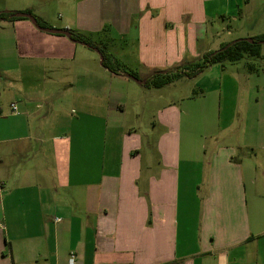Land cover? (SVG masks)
<instances>
[{"label": "crops", "instance_id": "crops-1", "mask_svg": "<svg viewBox=\"0 0 264 264\" xmlns=\"http://www.w3.org/2000/svg\"><path fill=\"white\" fill-rule=\"evenodd\" d=\"M246 2L73 0L58 18L34 13L104 45L116 74L93 48L12 22L20 66L0 68V264H264V86L256 127L244 118L238 141L226 131L236 112L190 134L191 105L156 108L152 97L153 122L167 130L145 150L132 119L145 111L142 88L156 87L127 76L145 80L229 43L214 45L213 21L239 17ZM118 38L130 52L114 48ZM209 88L211 108L200 105L214 115L223 87Z\"/></svg>", "mask_w": 264, "mask_h": 264}, {"label": "rangeland", "instance_id": "rangeland-1", "mask_svg": "<svg viewBox=\"0 0 264 264\" xmlns=\"http://www.w3.org/2000/svg\"><path fill=\"white\" fill-rule=\"evenodd\" d=\"M72 1L73 0H0V11L19 12L23 11V7L28 6L35 14L41 15L43 13L42 11L46 10L50 17L55 16L58 18L61 9H67L68 3ZM231 15L230 17H225V19L218 17L213 21L214 30L218 28L220 31V35L215 40L213 39L214 45L222 41L231 42L237 39L251 38L247 35L259 33L260 31L264 32V0H249V2H246L241 8L239 17H237V12ZM23 19L29 20L27 18L17 20ZM12 22L13 21L10 20L0 21V68L5 70H14L16 67L19 68L20 66L17 64L18 61L16 60L14 43L12 40L14 39L13 32L15 30ZM108 31L109 32H105L107 35H112V37L116 36L114 30L111 29ZM93 35L97 37L98 34ZM100 37H102V35ZM210 41L212 42V40ZM113 46L114 48L117 47L120 51L125 50L127 52H130L132 48V44L128 45V47L122 45L119 38L115 41ZM187 62L186 60L182 61L178 66H173L170 69L183 66ZM224 64L223 67L220 63H216L214 67H212L214 69L206 68L207 70H204L203 73L192 77H175L169 84L159 88H142L143 93L145 91L146 94L143 95L142 93L136 103V108L138 109L143 106L145 107V111H143L138 118L132 119V121L140 128V136L145 144V146L143 145V149H148V144L150 142L155 144L154 146L156 148L157 142L155 139L158 140L161 133L167 130V126L163 127L161 123L153 122L151 115V107L153 105H151L150 102V100H153L152 97H154L156 101V108L164 102L177 103L178 106L183 103L191 105V115L190 118L186 120L187 129L185 128L186 132L190 134L199 135L200 133H206L209 129L212 130V123H207L205 121L203 127L201 123L202 120L212 119L213 117L217 118V116H220L222 120L220 125H224V120L227 116H231L233 111L234 113L236 112V124L233 123L230 129L224 125L230 137L238 141L245 135L244 129L246 126L244 124L242 125L244 118L249 119V117H251L252 121L250 122L252 123L247 125L249 129H254L256 127V121H253L259 114L258 110L255 109L259 106L256 103V97L260 94L259 88H263L261 86H264L261 82L264 78V43L261 44L259 56L246 54L240 60L235 62L225 61ZM21 69H23V61ZM44 74L46 75L47 73ZM211 80L217 81L223 88H221L219 94H215V99L218 100L219 98H217V96L220 97L219 108L216 109L214 115L213 112L205 115L200 101L206 102L207 100L208 104L206 105L211 108V99L214 93L206 92L203 98L201 89L210 90L209 81ZM19 86L20 84L18 88ZM20 88H23V79ZM254 98L255 102H252ZM248 102L252 103L249 105V108L246 109V103L248 104ZM210 108H208V110ZM157 111L158 110H156V112Z\"/></svg>", "mask_w": 264, "mask_h": 264}, {"label": "trees", "instance_id": "trees-1", "mask_svg": "<svg viewBox=\"0 0 264 264\" xmlns=\"http://www.w3.org/2000/svg\"><path fill=\"white\" fill-rule=\"evenodd\" d=\"M17 11H0V21H14L24 17L15 16ZM25 12L33 13L32 10L27 9ZM36 16V15H35ZM38 22L42 26H47L46 22L42 21L36 16ZM71 31V39L83 43L89 47H96L103 56L102 64L107 67L112 73H118L120 63L114 60V56L107 51L104 45L91 40L89 37L73 29ZM252 42L244 39H237L235 41L223 44L219 49L212 50L204 53L200 58L195 61H189L185 65L167 70H153L152 73L143 80L146 87H162L169 84L175 77L179 76H195L202 73L206 68L213 64L220 63L224 67L225 61L235 62L242 59L246 54L252 56H259L261 44L264 43V33L257 34L251 37ZM126 71V70H124ZM127 72V71H126ZM128 77L140 78L139 74L134 70L127 72Z\"/></svg>", "mask_w": 264, "mask_h": 264}, {"label": "water", "instance_id": "water-1", "mask_svg": "<svg viewBox=\"0 0 264 264\" xmlns=\"http://www.w3.org/2000/svg\"><path fill=\"white\" fill-rule=\"evenodd\" d=\"M15 16H18V17H24V18H27L29 19L32 24L38 28L39 30H42V31H45V32H49V33H53V34H63V35H66L68 36L70 39H71V31L68 30V29H60V28H52V27H44L42 25L39 24L37 18L35 15H33L32 13H29V12H25V11H19V12H16L14 13ZM247 41L249 42H252L253 39L252 38H245ZM94 50H96L99 54H100V58L101 60L103 59V56L101 55L100 51L96 48V47H92ZM134 80H136L137 82H143V80L139 79V78H136V77H132Z\"/></svg>", "mask_w": 264, "mask_h": 264}, {"label": "built area", "instance_id": "built-area-1", "mask_svg": "<svg viewBox=\"0 0 264 264\" xmlns=\"http://www.w3.org/2000/svg\"><path fill=\"white\" fill-rule=\"evenodd\" d=\"M12 107H13V109H17V106H16V104H12Z\"/></svg>", "mask_w": 264, "mask_h": 264}]
</instances>
